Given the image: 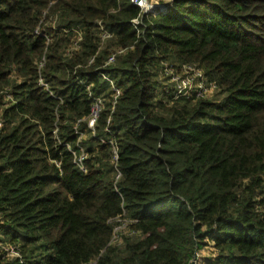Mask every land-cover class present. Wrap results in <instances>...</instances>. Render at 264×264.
<instances>
[{
	"label": "trees",
	"instance_id": "trees-1",
	"mask_svg": "<svg viewBox=\"0 0 264 264\" xmlns=\"http://www.w3.org/2000/svg\"><path fill=\"white\" fill-rule=\"evenodd\" d=\"M157 4L0 0V264H264V0Z\"/></svg>",
	"mask_w": 264,
	"mask_h": 264
},
{
	"label": "built area",
	"instance_id": "built-area-1",
	"mask_svg": "<svg viewBox=\"0 0 264 264\" xmlns=\"http://www.w3.org/2000/svg\"><path fill=\"white\" fill-rule=\"evenodd\" d=\"M132 2H133L135 5L141 7L144 13L155 12L156 9L158 8V6H157L156 8L149 6L148 3L146 2V0H132ZM36 34H37V35H40V36H43V37L46 39L47 44H49V43L51 42L50 37H48L47 35H43V34H42L41 32H39V31H37ZM77 46H78V43H76V44L74 45V48H77ZM119 53H123V51H119ZM114 60H115V55H112V56L108 59V63L111 64V63L114 62ZM43 65H44V63L41 62L40 65H39V68H42ZM185 68H189L188 70H194V71L198 72V73H197V75H198V84H197V86H198L200 89L203 90V93H204V94H207V95H208V94L213 93V92L215 91L216 86L213 85V84H210V85L208 86V88L205 87V82H204V79H203V71H202V70L197 69V68H195V67H191V66H185V67H184V71H186ZM183 74H184V72H183ZM183 74H182V75H183ZM182 75H176V74H173L172 71L168 74V76H171V77H172V78H171L172 81L175 82V83L177 84L178 94H189V93L191 92V90H192L193 87H192V86H190V87L182 86V84L180 83V82H181V76H182ZM175 77H178V79L174 80ZM106 78H107V77H106ZM39 85H40L41 87H43L45 90H48V89H49V88H48V85L44 82V80H43L42 78H41L40 81H39ZM192 85H193V84H192ZM113 90H114V99H117V97L121 94V93H120V90L117 89L115 86H113ZM103 107H104L103 100H101L100 98L96 99V101H95L94 104H93V112H92V116H91V118H90V120H89V128H92V129L94 128V126H95V122H96V119H97L99 113L101 112V110L103 109ZM1 126H2V123L0 122V128H1ZM85 157H86L85 154L82 153V154L77 158V164H78L79 168H80L82 171H85V168H84V166H83V162H84V160H85ZM117 159H118V156H117V150H114V161H117ZM120 176H121V174H118V175H117V178H119ZM123 227H124V226L115 228L114 241H117L118 233L120 232V230H121ZM5 251H6V252L8 253V255H10L11 257H18V256H19V254L16 252V250L13 249V248L10 247V246H8V247L6 248ZM203 257H204V253H203V252L197 253V254L195 255V257L193 258L191 264H199L200 261H201V259H202Z\"/></svg>",
	"mask_w": 264,
	"mask_h": 264
},
{
	"label": "rangeland",
	"instance_id": "rangeland-1",
	"mask_svg": "<svg viewBox=\"0 0 264 264\" xmlns=\"http://www.w3.org/2000/svg\"><path fill=\"white\" fill-rule=\"evenodd\" d=\"M157 1L158 0H146L148 5L151 6V7H154V8H156L158 6ZM48 26H49V24H48ZM185 69H186V71H184V74L181 76V82L180 83L182 84V86H187V87L192 86L193 88L197 87V84H198V75H197V73L198 72H196L194 70H188L189 68H185ZM176 79H178V77H175L174 80H176ZM215 93L216 92L210 93V94L207 95V97L208 98H210V97L212 98L215 95ZM4 252H6V251H4ZM202 252L204 253V257L208 255V252H205V250L202 251ZM7 257L9 258L11 256L8 255V253H7Z\"/></svg>",
	"mask_w": 264,
	"mask_h": 264
},
{
	"label": "bare ground",
	"instance_id": "bare-ground-1",
	"mask_svg": "<svg viewBox=\"0 0 264 264\" xmlns=\"http://www.w3.org/2000/svg\"><path fill=\"white\" fill-rule=\"evenodd\" d=\"M117 88V87H116ZM117 89H119V88H117ZM120 90V89H119ZM120 93H121V91H120Z\"/></svg>",
	"mask_w": 264,
	"mask_h": 264
}]
</instances>
